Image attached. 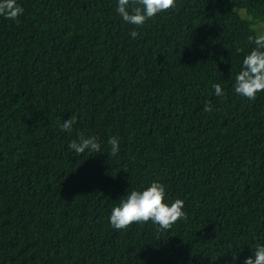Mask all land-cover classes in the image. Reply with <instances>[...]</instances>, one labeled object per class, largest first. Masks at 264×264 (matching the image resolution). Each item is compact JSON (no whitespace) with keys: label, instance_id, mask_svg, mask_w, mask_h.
Returning <instances> with one entry per match:
<instances>
[{"label":"trees","instance_id":"obj_1","mask_svg":"<svg viewBox=\"0 0 264 264\" xmlns=\"http://www.w3.org/2000/svg\"><path fill=\"white\" fill-rule=\"evenodd\" d=\"M17 3L0 16V264H244L264 246V92L234 88L264 0H177L142 26L118 0ZM81 134L101 152L77 156ZM154 181L187 219L113 228Z\"/></svg>","mask_w":264,"mask_h":264},{"label":"clouds","instance_id":"obj_2","mask_svg":"<svg viewBox=\"0 0 264 264\" xmlns=\"http://www.w3.org/2000/svg\"><path fill=\"white\" fill-rule=\"evenodd\" d=\"M177 8V0H118L117 13L123 20L132 25L142 26L149 18L158 13ZM24 9L17 0H0V16L17 21ZM139 35L132 31L133 38ZM249 42L254 40L257 47L243 60L242 70L235 79V92L247 99L255 100L259 92H264V33L255 37L249 36ZM215 94L220 96L223 90L219 83L213 85ZM211 103L205 105L204 111L212 112ZM75 118H69L61 125L63 131L70 132ZM111 146V156H116L120 150L119 140L113 136L108 140ZM79 156L88 152H101V145L95 136L85 137L81 134L78 140L69 144ZM126 171V170H125ZM184 201L176 199L171 204L166 202L165 186L154 181L142 191L134 190L118 206H115L110 215V224L117 230L130 228L133 224H146L151 221L159 225L158 230H170L173 224L187 219L184 211ZM244 264H264V246L258 245L254 255L246 258Z\"/></svg>","mask_w":264,"mask_h":264},{"label":"rangeland","instance_id":"obj_3","mask_svg":"<svg viewBox=\"0 0 264 264\" xmlns=\"http://www.w3.org/2000/svg\"><path fill=\"white\" fill-rule=\"evenodd\" d=\"M257 29L261 32V30H262L263 28H262V27H258Z\"/></svg>","mask_w":264,"mask_h":264}]
</instances>
